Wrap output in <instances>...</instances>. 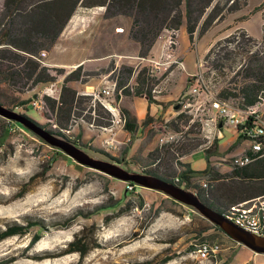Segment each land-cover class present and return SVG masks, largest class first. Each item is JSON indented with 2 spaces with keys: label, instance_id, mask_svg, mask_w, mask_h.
Masks as SVG:
<instances>
[{
  "label": "trees",
  "instance_id": "16d2710c",
  "mask_svg": "<svg viewBox=\"0 0 264 264\" xmlns=\"http://www.w3.org/2000/svg\"><path fill=\"white\" fill-rule=\"evenodd\" d=\"M240 1L225 0L221 4L222 0H3L0 13V83L6 84L10 90L16 92L19 91L17 86L33 87L41 83H52L56 81L57 75L64 74V77L57 98L46 94L42 96L46 109L54 114L51 119L46 111H42L49 121L40 123L26 114L25 111L33 100L31 97L24 99L15 94L0 91V98L4 101L0 103L13 110L16 108L24 110L21 113L26 118L52 134L83 147L94 157L97 154L104 155L119 165L130 162L133 164L129 168L130 171L154 174L189 189L204 204L222 213L223 209L230 205L264 194V152L244 166H232L228 171L222 169L224 166L215 168L213 164H210L209 157L214 154L217 138L213 144L205 148L204 138L184 133L183 129L192 128L193 124L189 123L188 114L179 111L180 106L174 109V115L169 117L165 124L163 116L149 112L151 103L161 105L171 103L172 107L177 106L181 94L191 86L192 77H188L184 91L177 96L176 100L162 102L157 100V97L165 93L155 96L151 88L158 84L166 73L160 75L154 72L147 62L138 69L123 65L120 69L122 76L120 80L115 81L112 95H102L94 99L91 94L80 93L75 88L76 84H86L89 81V73L86 72L83 64H78L65 73L63 68L49 67L37 58L41 51L47 53L54 46L68 20L78 8L90 9L101 6L104 7L103 18L106 20L115 17L129 19L128 39L136 46L140 57L150 58L151 50L162 31H177L184 24L189 41L193 43L195 35L202 34L211 25L225 19L228 14L247 5L248 0ZM252 11L262 12L263 24L260 38L256 39L245 30L236 29L226 37L213 42L203 57L205 64L203 77L206 85L214 90L220 99L230 101L241 110L255 106L264 97V50L257 48L258 42L264 41V0ZM247 16L243 15L238 19ZM124 30L122 28L121 32ZM41 59L44 61V57ZM125 85L126 87L123 88ZM123 95L143 97L148 102L147 112L140 121L129 108L119 104L120 112L126 117L124 130L131 136L147 129L150 134L157 132L160 135L170 131L179 133L181 135L179 140L173 143L158 142L154 148L144 154V160L135 153L130 155L127 161L126 148L121 156H115L95 146L91 140H82L81 130L76 134L71 133V125L79 120L78 118L86 108L87 112L83 116L85 122L99 129L110 125L111 114L103 103L104 101L119 103ZM251 121L252 118L248 117L242 125L236 127L240 139L249 140L246 130L251 127ZM219 122L223 124L221 119ZM15 126L23 125L0 116V148L12 145L4 142V138L9 129ZM51 150L52 153L43 166L48 167L56 161L59 154H62L55 147ZM197 150H203L206 153L207 164L203 171H195L189 162L182 160ZM215 161L230 164L229 160L216 158ZM198 174H208L206 187L195 177ZM124 183V191L119 198L110 195L107 200L95 204L91 209H79L71 218L80 216L89 219L92 214L99 211L112 210V213H106L103 216V222L107 223L112 215L128 214L135 208L144 209L145 202L142 194L137 192V187L131 182ZM167 199L176 204L180 203L169 197ZM152 208L153 206H149V212ZM159 210L160 208H156L155 214ZM169 211L177 214L175 210L169 209ZM198 217L196 224L188 231L193 234L197 242L190 245L188 249H196L198 244L205 242H216L222 246L225 240L230 238L215 224L201 215ZM68 223L69 221L61 224ZM46 228L41 219L27 220L26 223L10 220L0 227V241L12 236H23L28 230L33 229L30 241V245H33L41 238L42 230ZM95 232V223L85 224L74 233L65 246L58 250L49 253H33L27 257L42 260L76 253L78 254L77 262L81 263L92 249L101 247ZM17 257H0V264H10ZM170 257L168 255L162 257L157 264L165 263ZM137 264H152V261L145 260Z\"/></svg>",
  "mask_w": 264,
  "mask_h": 264
},
{
  "label": "rangeland",
  "instance_id": "374dc122",
  "mask_svg": "<svg viewBox=\"0 0 264 264\" xmlns=\"http://www.w3.org/2000/svg\"><path fill=\"white\" fill-rule=\"evenodd\" d=\"M262 1L248 0L246 6L228 14L225 19L211 25L202 34L195 35L193 43L189 42L191 46L188 45V40L182 36V33L177 38V31H162L151 50L150 58L160 59L163 45H167L169 48L165 51L174 57H180L184 62V68L181 71L175 69L173 75L168 77L164 93L178 96L184 91L187 81L186 73L197 72V60L198 58L202 60L205 56L206 47L210 42H215L219 37L224 38L236 29L245 30L252 37L260 38L263 24L262 12L252 10ZM224 2L225 0H222L221 4ZM2 8L3 0H0V13ZM103 12L104 7L101 6L90 8L87 17H77L75 11L71 20H68L67 27L65 26L63 29V35L60 34V40H67V43L73 46L81 44L85 47L83 50H73L69 56L70 61H75L85 60L87 54L89 55L91 59L86 61L83 66L89 73L87 84H91L93 90H99L104 85L111 89L114 88L115 81L120 80V76H122L120 69L123 65L138 69L147 62L141 59L136 46L128 39L129 19L115 17L106 20L103 18ZM243 15L248 16L238 19ZM75 23L76 25H74ZM77 25H80L78 29L84 30V32L73 33L72 28ZM122 28L125 29L124 32H121ZM93 30L94 38L91 36L84 38L87 31L92 32ZM70 34L73 36H68ZM169 37L176 44L169 46L167 42ZM177 40L180 49L178 54ZM67 48L70 49L71 45H68ZM257 48L264 50L263 40L258 42ZM62 55L64 56L65 53ZM177 72L180 73H178L179 76L176 75ZM62 75H57V78ZM175 76L178 77L177 80H174ZM60 86V80H57L52 83L37 84L33 87L17 86L19 91L14 92L6 84L0 83V91L12 93L24 99L29 97L35 99L45 94L58 97ZM47 88L49 91H44L48 90ZM34 95L37 96L34 97ZM176 99L177 97H174V100ZM0 101L4 102L2 98ZM119 104L130 107L132 110L136 107L138 116L145 113L147 106L146 100L142 97L135 98L124 95ZM150 110L152 112L157 110L156 113L163 116V119L174 115L171 103H166V105L151 103ZM15 111L24 112L18 108ZM42 111H46L48 117L53 119L54 114L46 109V106L37 108L31 102L25 112L40 123L49 121ZM86 112L87 108L80 116L82 120L78 118L79 120L71 125V133L76 134L81 130L82 140H91L92 144L103 148L102 142L106 136L101 134V129L83 120ZM202 116L210 123L209 125L213 124L210 120L214 117L212 111L207 110ZM214 130L216 135L219 134V139L214 154L209 157L212 162L216 158H230L242 148L229 150V146L232 144L246 146L250 142L247 139H240L236 127L231 124L223 122V126L219 127V124L214 121ZM158 137L157 132L150 134V131L145 129L135 136H131L130 144L121 145L118 150L109 153L121 156L125 147L134 145L130 155L138 153L144 160V154L158 144ZM106 138L116 140L114 137L108 138L107 136ZM4 142L12 145L0 148V227L10 220L26 223L31 219H41L43 225L47 227L42 230L41 238L33 245H30L33 229L28 230L23 236H12L1 240L0 257L18 256L10 264H137L145 260H151L152 264H157L166 255L171 257L163 264H254V261L261 263L264 260V253H257V256L254 257L249 256L248 251L242 247H230L226 242L227 239L222 244L223 250L217 258L198 259L194 252L195 249H188L190 245L197 242L193 234L188 231L196 224L200 214L185 204L171 202L164 193L148 188L136 186L137 192L143 196L144 209L135 208L128 214L112 215L107 223L103 222V216L106 213H112V210L99 211L92 214L89 219L80 216L71 218L79 209H91L95 204L107 200L110 195L119 198L124 191L125 183L100 171L83 166L62 152L57 156L55 162L48 167L43 166L52 153V147L26 127L15 126V128L9 129ZM84 150L86 151V149ZM130 155L125 156L126 159ZM95 157L107 158L99 154ZM182 160L189 162L195 171H203L207 164L206 153L203 150L194 151ZM132 165L130 162L121 164L127 169ZM149 206H153L151 212H149ZM156 208H160L157 214H155ZM169 209L175 210L177 214ZM67 221H69L67 225L61 224ZM89 223H95V237L101 243V247L92 249L81 263L77 262L78 254L76 253L42 260L27 257L33 253H49L58 250L65 246L75 232Z\"/></svg>",
  "mask_w": 264,
  "mask_h": 264
},
{
  "label": "built area",
  "instance_id": "2783aa9c",
  "mask_svg": "<svg viewBox=\"0 0 264 264\" xmlns=\"http://www.w3.org/2000/svg\"><path fill=\"white\" fill-rule=\"evenodd\" d=\"M168 45L176 44V42L169 37ZM169 48L167 45H163V51L161 53L160 59L151 58H141L146 60L152 70L158 74L166 73V75L160 80L158 84L151 88V92L158 96V94L163 93L167 87L168 73L172 70H182L184 68L183 59L180 57H174L171 53L165 51ZM46 56L45 51L39 53V58H37L42 64L44 61L41 59ZM204 61L197 60L198 70L196 73L192 74V84L187 91L181 94L177 101L178 106H180V112L188 114L190 116L189 123L193 124V127H185L184 133L190 136H198L204 138L206 141L205 148L213 144L217 138L216 131L214 130V121L219 124V119L223 122L231 124L235 127L242 125L248 117L252 118L251 127L246 130V135L251 142L249 150L243 154L232 156L229 158L230 166H244L249 162L253 161L257 157L261 156L264 152V97L262 101L255 106L249 107L245 110H241L235 107L230 101L220 99L216 92L210 89L203 77ZM126 85L123 87L125 88ZM122 88V89H123ZM114 88H101L99 90H93L90 94L93 98H99L100 96H111ZM121 89L119 90V93ZM32 104L37 108H44L45 102L41 96L33 99ZM103 106L110 112L111 120L110 125L101 128V130H106L111 127H119L124 129V124L126 123V117L120 112L119 103L113 104L108 101H104ZM207 110L213 112L214 117L210 118L213 122L212 125L203 118V114ZM167 119L163 121L165 124ZM196 125V126H195ZM179 133L175 132H165L159 135V143H173L177 142L180 138ZM132 142L130 135H126L121 141L104 139L102 142V147L107 152H112L118 150L121 145H128ZM225 164L221 162L215 163V168L224 166ZM199 182L206 187L208 184L207 178H201V174L196 175ZM177 179V178H176ZM225 218L233 221L238 226L251 232L256 236L264 238V194L253 197L226 208V214H222ZM223 250L219 243H201L198 244L194 250L195 255L200 260H206L209 258L215 259L218 254Z\"/></svg>",
  "mask_w": 264,
  "mask_h": 264
},
{
  "label": "water",
  "instance_id": "95a60500",
  "mask_svg": "<svg viewBox=\"0 0 264 264\" xmlns=\"http://www.w3.org/2000/svg\"><path fill=\"white\" fill-rule=\"evenodd\" d=\"M35 96L36 95H34V97ZM177 107L178 105L174 106L173 109H177ZM0 116L23 125L38 135L48 145L57 148L62 153L83 166L100 171L123 182H131L133 185L138 187L162 192L167 197L192 207L202 217L215 224L220 230L226 233L231 239L256 253H264V238L252 234L235 224L233 221L225 218L221 213L204 204L191 190L174 184L154 174L144 171H130L108 158L104 159L94 157L80 146L60 136L52 134L47 129L26 118L22 113L7 108L1 103ZM221 126L222 122L219 123V127Z\"/></svg>",
  "mask_w": 264,
  "mask_h": 264
},
{
  "label": "crops",
  "instance_id": "0c3cea01",
  "mask_svg": "<svg viewBox=\"0 0 264 264\" xmlns=\"http://www.w3.org/2000/svg\"><path fill=\"white\" fill-rule=\"evenodd\" d=\"M89 11H90V9H82V8H78L77 10H76V14H77V17H87L86 15H88V13H89ZM72 18V17H71ZM71 18H70V20H71ZM74 25H76V23L74 24ZM80 25H77V26H73V28H72V30L74 31L73 33H76V34H81L82 32H84V30H79L78 29V27H79ZM66 27H67V25H66ZM65 29V28H64ZM63 33H64V30L62 31V35H63ZM93 33H94V30L92 31V32H86L85 33V35H84V38L85 37H89V36H91L92 38H94V35H93ZM182 33V36L185 38V39H187L188 40V45L189 46H191V44L189 43L190 41H189V38H188V34H187V31H186V27H185V25L183 24V25H181L180 26V28L177 30V32H176V36H177V38H179L180 36V34ZM250 35V34H249ZM61 36V35H60ZM59 36V38H58V40H57V42L54 44V46L49 50V51H47V53H46V56L44 57V63H45V65H47V66H49V67H60V68H63L64 70H65V73H68L71 69H73V68H75L78 64H83V65H85V62L86 61H88V60H90L91 58L89 57V55L87 54V58L85 59V60H75V61H70V56H69V54L71 55L72 53H73V50H75V51H77V50H83V49H85V47L83 46V45H81V44H76L75 46H73L72 44H69V43H67V40H60V37ZM68 36H73V35H68ZM67 36V37H68ZM218 39H220V37L218 38ZM257 39V38H256ZM216 41V40H215ZM213 42H210V44L209 45H207V47H206V51H207V49L209 48V46L212 44ZM68 45H71V48L70 49H68L67 47H68ZM177 47H176V49H177V54H178V52L180 53V49H179V42H178V40H177V45H176ZM73 47H74V49H73ZM63 53H65V55L63 56L62 54ZM203 59V58H202ZM198 60H200V58H198ZM174 71L175 70H172L170 73H168V75H167V77H171L172 75H173V73H174ZM177 71V70H176ZM179 71H181V70H179ZM179 72H177V76H179V74H178ZM187 74V79H188V76H191L192 74H189V73H186ZM177 76H175L174 77V80H177L178 79V77ZM63 77H64V74L62 75V76H60V77H58L57 78V80H60V83H62V80H63ZM56 80V81H57ZM168 82V81H167ZM103 88H107L108 86H102ZM75 88L80 92V93H83V91L84 92H87L88 94H90L92 91H93V86L91 85V84H84V85H80V84H76L75 85ZM48 90H44V91H49V88H47ZM47 93H49V92H47ZM179 95V94H178ZM52 96V95H51ZM53 97H57V96H53ZM174 97H177V96H171L170 94H165V95H162V96H160V97H158L157 98V100H159V101H162V102H169V101H173L174 100ZM135 98H137V97H135ZM143 98V97H142ZM145 99V98H144ZM122 100V99H121ZM146 100V99H145ZM120 101V100H119ZM135 101V100H134ZM146 102H147V100H146ZM147 105H148V102H147ZM128 108V107H127ZM129 109L134 113V115L137 117V119L140 121L144 116H145V114H146V112H147V106H146V111H145V113L143 114V115H141V116H138L137 115V108L136 107H134V109L132 110L130 107H129ZM158 109V108H157ZM157 111V110H156ZM156 111L155 112H152L151 110H150V105H149V112L151 113V114H153V113H156ZM222 126H223V124H222ZM101 134L103 135V136H108V138L109 137H114L117 141H121V140H123L124 138H125V136L126 135H129V133L127 132V131H125L124 129H121V128H119V127H116V126H114V127H111V128H108V129H106V130H102L101 131ZM106 137L104 138V139H106ZM218 139H219V134L217 135V146H218ZM250 145H251V143L249 142V144H248V146L246 145V146H240V145H237L236 146V144H232L231 146H229V150H231V149H234V148H240V147H242V148H240V151L238 152V153H236L235 155H233V156H236V155H240V154H243V153H245L247 150H249V147H250ZM134 146V145H133ZM133 146H128V147H125L127 150H126V157L128 156V155H130V152L132 151V148H133ZM230 157H232V156H230ZM220 160H229V157L228 158H225V157H223V159H220ZM218 161V160H217ZM217 161H214V162H212V161H210V164L212 165H215V163L217 162ZM185 162H187V161H185ZM222 164V163H221ZM231 167L232 166H230L229 165V167H228V165H224V167L222 168L224 171H228V170H230L231 169ZM260 196V195H259ZM257 197V196H256ZM226 242L229 244V246L230 247H234V248H236V247H242L243 249H246V251H248L247 252V254L249 255V256H252V257H254V256H257V253L256 252H254V251H252V250H250L249 248H247V247H245L244 245H242V244H238V242H236L235 240H233V239H231V238H228L227 240H226ZM254 264H264V260L263 261H261V263H257V262H255L254 261Z\"/></svg>",
  "mask_w": 264,
  "mask_h": 264
},
{
  "label": "bare ground",
  "instance_id": "6f19581e",
  "mask_svg": "<svg viewBox=\"0 0 264 264\" xmlns=\"http://www.w3.org/2000/svg\"><path fill=\"white\" fill-rule=\"evenodd\" d=\"M208 174H203L202 176H201V178H207L208 176H207ZM207 176V177H206ZM221 214H226V210H223V212L221 213Z\"/></svg>",
  "mask_w": 264,
  "mask_h": 264
},
{
  "label": "clouds",
  "instance_id": "9594fccd",
  "mask_svg": "<svg viewBox=\"0 0 264 264\" xmlns=\"http://www.w3.org/2000/svg\"><path fill=\"white\" fill-rule=\"evenodd\" d=\"M37 96V95H36ZM39 97V96H38ZM220 123V122H219Z\"/></svg>",
  "mask_w": 264,
  "mask_h": 264
}]
</instances>
